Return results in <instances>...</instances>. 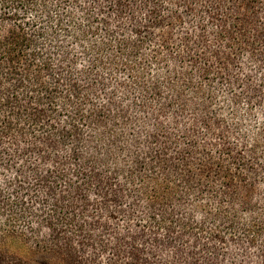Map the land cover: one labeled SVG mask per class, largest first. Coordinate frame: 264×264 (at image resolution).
<instances>
[{"label": "trees", "instance_id": "obj_1", "mask_svg": "<svg viewBox=\"0 0 264 264\" xmlns=\"http://www.w3.org/2000/svg\"><path fill=\"white\" fill-rule=\"evenodd\" d=\"M212 1L0 0V264H72L88 213L264 262V125L217 100Z\"/></svg>", "mask_w": 264, "mask_h": 264}, {"label": "rangeland", "instance_id": "obj_2", "mask_svg": "<svg viewBox=\"0 0 264 264\" xmlns=\"http://www.w3.org/2000/svg\"><path fill=\"white\" fill-rule=\"evenodd\" d=\"M172 1L175 0L171 4ZM213 2L224 7L222 16L240 46L236 53L225 52L221 63L210 60L213 70L223 77L215 94L226 113L228 109L222 101H229L233 95L238 101V113L247 118L248 127L253 130L257 125H264V4L258 3L247 11L243 0ZM196 9L204 11L199 3ZM209 11H213L211 7ZM216 49L211 41L204 52L209 54ZM226 79H235V82L230 86ZM85 223L89 225L86 228H90L92 239L98 242L93 246L76 245L72 264H264L254 258L244 243L208 244L205 240L183 237L166 245L165 235H157L150 229L141 232L127 225L128 221H108L100 213H88ZM46 257L54 259L50 255Z\"/></svg>", "mask_w": 264, "mask_h": 264}]
</instances>
